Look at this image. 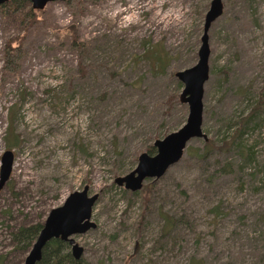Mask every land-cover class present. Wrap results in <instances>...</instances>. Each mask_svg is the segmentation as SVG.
<instances>
[{"label": "rangeland", "instance_id": "rangeland-1", "mask_svg": "<svg viewBox=\"0 0 264 264\" xmlns=\"http://www.w3.org/2000/svg\"><path fill=\"white\" fill-rule=\"evenodd\" d=\"M210 1L81 0L80 14L52 1L26 28L0 13V158L14 157L0 264H23L13 233L85 185L96 226L73 238L87 264H264V0H221L208 29L205 137L138 191L114 182L185 123L176 72L198 60ZM160 43L164 69L149 52ZM159 207L181 222L158 242Z\"/></svg>", "mask_w": 264, "mask_h": 264}, {"label": "water", "instance_id": "water-1", "mask_svg": "<svg viewBox=\"0 0 264 264\" xmlns=\"http://www.w3.org/2000/svg\"><path fill=\"white\" fill-rule=\"evenodd\" d=\"M8 0H0V4ZM32 8L42 9L48 2L64 0H29ZM221 0H211L205 13L201 44L198 49V60L190 68L177 71L176 76L183 83L180 93L181 102L188 104V115L185 123L176 131L170 132L153 143L155 154L142 152L138 156L136 167L129 173L116 177L114 182L132 192L138 191L143 181L149 178H158L166 169L179 160L187 143L194 137H205L202 133V95L203 85L208 77V29L213 20L222 13ZM13 153L5 150L0 158V187L8 181L12 165ZM98 194H89V187L73 191L64 202L52 208L45 217L42 227L31 244L23 264H37L42 256V250L51 239H59L70 246L73 259H79L83 247L75 242L73 235L81 234L96 224L91 220L92 207Z\"/></svg>", "mask_w": 264, "mask_h": 264}, {"label": "trees", "instance_id": "trees-1", "mask_svg": "<svg viewBox=\"0 0 264 264\" xmlns=\"http://www.w3.org/2000/svg\"><path fill=\"white\" fill-rule=\"evenodd\" d=\"M67 7L74 11L75 14L83 13L84 8L81 4V0H64L63 1ZM40 9H34L31 6L29 0H8L2 4H0V13L3 15H14L19 14L17 16L19 24L24 28L31 26L35 21L36 12ZM80 44L75 45L74 47L79 46ZM160 48L157 49L153 46L151 52V59L153 61L154 68L164 69L166 64L169 61V56L167 51H165L161 47V43L159 44ZM6 60H11L8 57H11L8 53L5 56ZM12 67V63L9 68ZM162 72V71H161ZM8 142V141H7ZM9 143V142H8ZM153 153V152H152ZM225 170H228L226 167ZM143 188V187H141ZM147 188V187H146ZM144 188L143 191V216L144 212H148L150 201H151V190ZM218 206H216L217 208ZM157 213L159 218L162 220L161 225V233L160 238L158 240L161 241L164 237H171L174 234L176 228L181 222V218L176 217L174 214L169 215L163 212L160 207L157 208ZM143 221L142 218L138 220L141 224ZM43 222L31 223L28 225L19 226L17 230L13 233L12 238L13 241L16 242V247L21 249H29L33 241L35 240L39 230L42 227ZM166 238V239H167ZM164 245V244H163ZM68 244L59 240V239H51L46 243L42 250V256L40 261L37 264H87L86 261L81 256L79 259H73L68 251ZM67 249V251H66ZM62 252V253H61ZM1 262V260H0ZM187 264H203L202 260H195L194 258H190Z\"/></svg>", "mask_w": 264, "mask_h": 264}, {"label": "flooded vegetation", "instance_id": "flooded-vegetation-1", "mask_svg": "<svg viewBox=\"0 0 264 264\" xmlns=\"http://www.w3.org/2000/svg\"><path fill=\"white\" fill-rule=\"evenodd\" d=\"M69 246V245H68ZM70 247V246H69Z\"/></svg>", "mask_w": 264, "mask_h": 264}]
</instances>
